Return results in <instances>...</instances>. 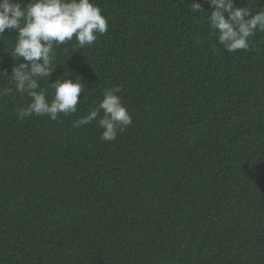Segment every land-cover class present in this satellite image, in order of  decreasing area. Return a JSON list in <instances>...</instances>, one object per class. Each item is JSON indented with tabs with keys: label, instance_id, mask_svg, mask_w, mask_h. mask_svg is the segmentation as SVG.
<instances>
[{
	"label": "trees",
	"instance_id": "1",
	"mask_svg": "<svg viewBox=\"0 0 264 264\" xmlns=\"http://www.w3.org/2000/svg\"><path fill=\"white\" fill-rule=\"evenodd\" d=\"M92 2L108 31L59 46L49 79L83 78L77 112L20 121L27 95L0 96V264H264V33L230 53L205 0ZM109 87L133 122L105 142L73 123Z\"/></svg>",
	"mask_w": 264,
	"mask_h": 264
},
{
	"label": "clouds",
	"instance_id": "2",
	"mask_svg": "<svg viewBox=\"0 0 264 264\" xmlns=\"http://www.w3.org/2000/svg\"><path fill=\"white\" fill-rule=\"evenodd\" d=\"M205 2L209 11L198 0H191L189 4L193 12L210 13L208 27L225 51H248L250 38L257 32L264 33V8L253 14L248 6L235 7V0ZM6 30L15 32L10 56L18 62L13 63L10 74L0 70V78H9L11 85L0 88V96H9L13 91L27 95L28 102L16 109L17 119L23 121L35 116L56 121L59 116L75 114L81 93L88 90L82 77L70 79L74 75L70 71L69 77H59L49 83L58 68L55 53L59 46L72 41L78 49L91 47L98 36L108 31V20L100 7L92 0H28L27 3L0 0V37L5 36ZM77 52L73 49L72 54ZM41 82L48 85L50 93L42 89ZM118 93L119 87L105 88L99 103L74 121L73 126L81 127L99 118L100 139L114 141L133 122Z\"/></svg>",
	"mask_w": 264,
	"mask_h": 264
}]
</instances>
